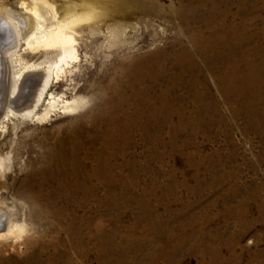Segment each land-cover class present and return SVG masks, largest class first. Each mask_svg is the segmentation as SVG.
Wrapping results in <instances>:
<instances>
[{
    "label": "rangeland",
    "instance_id": "1",
    "mask_svg": "<svg viewBox=\"0 0 264 264\" xmlns=\"http://www.w3.org/2000/svg\"><path fill=\"white\" fill-rule=\"evenodd\" d=\"M25 1L0 0V18L5 9L19 10ZM100 1L106 5L97 22L101 32L86 28L75 34L71 45L76 58L62 74L55 71L51 86L65 91L66 99L85 96V106L71 114L53 113L42 123L13 117L0 129V218L25 220L23 239L32 237L34 248L41 241L47 244L42 255L54 259L49 264H100V257L108 264H264V97L255 109L262 117L258 124L248 108L234 113L233 95L221 92L215 74L192 51L197 68L179 72L173 92L186 121L203 116L180 125L175 137L164 126L158 142L135 126L108 143L103 136L107 123L92 120L113 94L110 84L123 76L121 69L130 60L157 47L169 52L164 60L169 73L159 81L168 84L171 54L180 53L178 42L186 30L164 15L178 0H151L163 8L160 16L133 10V0ZM209 2L238 32L246 25L251 35L242 49L260 63L264 0H244L242 10L238 0ZM211 22L219 27L216 19ZM114 27H123L125 34L109 39L104 32ZM29 44L23 54L38 60L44 47L33 40ZM195 94H202L201 102ZM77 141L86 172L96 167L98 156L109 154L113 176L119 178L110 186L113 199H105L107 186L96 179L76 192L50 188L57 201L52 210L58 213L48 218L60 221L50 225L36 205L18 194L27 192L25 186L35 182L37 173H56L62 164L71 168L56 152ZM23 249L0 240V264L21 262Z\"/></svg>",
    "mask_w": 264,
    "mask_h": 264
},
{
    "label": "bare ground",
    "instance_id": "2",
    "mask_svg": "<svg viewBox=\"0 0 264 264\" xmlns=\"http://www.w3.org/2000/svg\"><path fill=\"white\" fill-rule=\"evenodd\" d=\"M178 1L170 13L164 14L169 22L175 18L181 31L186 30L184 40L178 42L180 53L173 51L171 54L172 75L169 83L159 84L169 73L164 64V60L169 59V52L164 47H157L123 64V76L110 84L113 94L104 103L106 107L92 120L95 124L98 121L107 123L103 136L108 143L120 136L121 132L135 126L158 142L164 126H169L171 136L175 137L180 125L194 123V120L196 122L203 116L198 114L186 121L183 107H178L180 97L173 92L180 78L179 72L197 68L192 51H196L201 61L215 74L221 92L227 96L233 95L236 102L234 113L248 108L254 114L256 124L262 119L260 115H255V109L264 97V55H261L260 63H255L249 59L246 49H242L251 35L246 25L241 28L242 32H238L237 27L225 22V13L218 11L217 5L209 0ZM243 3L244 0H238L241 10L244 9ZM209 4L211 6L207 9ZM132 5L133 10L144 14L159 15L163 10L153 6L151 0H133ZM20 6L19 10L5 9L4 16L0 18V25L9 35V43L0 54V129L13 117L42 123L53 113L71 114L85 106V96L73 94L70 99H66L65 91H55L51 86L55 71L58 69L62 74L76 58L71 45L75 34L86 28L92 33L101 32L97 22L106 8L100 0H62L60 4L48 0H29L21 2ZM213 19L218 21L219 27L217 23L213 25ZM198 22L201 24L195 27L193 24ZM120 32L124 35L126 29L114 27L104 33L111 39L117 38ZM260 33L264 34V30L261 29ZM30 40L44 47L38 60L27 59L23 54L30 47ZM241 66H245L246 70L241 71ZM194 97L198 102L203 99L202 94H195ZM174 118H177L178 124H175ZM80 144L77 141L73 146L59 147L56 152V156L71 168L62 164L56 173H37L35 182L29 180L25 186L27 192L18 194L19 198L36 205L45 222L50 225L60 224L59 218H48L58 213L52 210L57 201L51 199L50 188L54 192L65 188L76 192L82 186L89 185L90 180L96 179L107 186L105 199H113L110 186L119 178L113 176L114 167L108 159L109 154L98 156L96 167L86 172L82 159L77 155ZM104 145L105 148L109 146L106 142ZM3 164L0 158V167ZM43 188H46L45 197L41 202ZM26 230L25 220H12L8 215L6 220L0 218V240L4 243L17 242L24 248L21 250V262L15 264L53 263L52 257L43 258L42 255L47 244L41 241L34 248L32 237L28 242L23 239ZM104 237L108 241V237ZM107 251L106 248L104 254ZM99 263L108 264L102 257Z\"/></svg>",
    "mask_w": 264,
    "mask_h": 264
},
{
    "label": "water",
    "instance_id": "3",
    "mask_svg": "<svg viewBox=\"0 0 264 264\" xmlns=\"http://www.w3.org/2000/svg\"><path fill=\"white\" fill-rule=\"evenodd\" d=\"M9 43V35L6 32V29L0 25V54L1 50L6 47Z\"/></svg>",
    "mask_w": 264,
    "mask_h": 264
}]
</instances>
